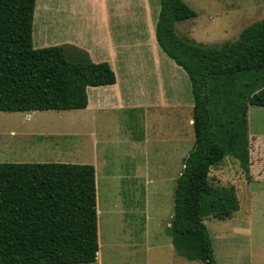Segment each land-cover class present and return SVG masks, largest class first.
<instances>
[{"label": "trees", "instance_id": "trees-1", "mask_svg": "<svg viewBox=\"0 0 264 264\" xmlns=\"http://www.w3.org/2000/svg\"><path fill=\"white\" fill-rule=\"evenodd\" d=\"M36 0H0V113L85 109L86 89L115 83L107 63L70 61L61 47H32ZM159 48L188 76L194 143L183 159L167 234L189 259L217 264L208 216L238 209L232 187H213L226 155L249 167L248 105L264 108V19L217 47L181 39L196 16L183 0H158ZM95 170L89 164L0 163V264H89L98 252Z\"/></svg>", "mask_w": 264, "mask_h": 264}, {"label": "rangeland", "instance_id": "rangeland-1", "mask_svg": "<svg viewBox=\"0 0 264 264\" xmlns=\"http://www.w3.org/2000/svg\"><path fill=\"white\" fill-rule=\"evenodd\" d=\"M68 1L74 11L63 0H36L32 21L34 49L58 46L55 41L66 42L69 38L71 33H57L58 27L65 17L80 14L79 10L84 8L79 5L80 0ZM183 1L196 16L176 23L175 33L183 40L203 46L233 42L245 28L264 19V0ZM107 9L117 12L113 5ZM72 21L88 34L87 21L80 24L76 17ZM137 35L132 30L124 33V37L118 32L114 36L117 56L122 61L127 58L126 50L141 52ZM126 42L127 47H122ZM67 43L60 47L69 59H83L84 55ZM162 56L170 65L174 64L164 53ZM131 57L139 63L144 56ZM179 72L189 86L186 74L181 69ZM168 79L175 85L172 71H168ZM188 94L191 98L190 90ZM181 97L174 111H164V117L158 112L154 121L149 118L146 129L140 125V116L135 111L125 117L77 110L41 111L33 115L0 113V163L93 165L101 264H199L201 261H189L176 254L174 259L166 231L173 215V193L183 168L182 159L194 140L189 101L185 93ZM246 119L250 172L244 173L238 160L229 154L209 174L211 186L234 187L238 205L231 218H205L217 264H264V108L248 105ZM119 123L124 126L125 143L118 138ZM77 130L82 131L78 138ZM128 133L144 135L148 138L147 146L139 150L137 144L128 141ZM92 139L98 143L97 150Z\"/></svg>", "mask_w": 264, "mask_h": 264}, {"label": "crops", "instance_id": "crops-1", "mask_svg": "<svg viewBox=\"0 0 264 264\" xmlns=\"http://www.w3.org/2000/svg\"><path fill=\"white\" fill-rule=\"evenodd\" d=\"M63 2L64 5L70 11H74L73 5L70 4L68 0H63ZM158 4H159L158 0L156 1L155 0H80L79 5H82L84 10H79L80 14H73L72 16L65 17L63 19L61 26L58 27L57 33H62L65 35H69L68 33H71V35L66 40V42H64L63 40H59V41H55L54 43H57L58 47H60L61 45L69 42L67 43L68 45H72V47H75L76 51H79V53L84 55L83 59H87L95 64H98V62L107 63L115 75V83L112 85L100 86V87H88L86 89L87 106L85 109H81L77 111H82L83 113L86 114L87 112L90 111L94 112V114L98 111L101 112L104 111V112H108L109 115L118 113L119 117H125L126 113L135 111L140 116V125H142L145 129L147 128V123L149 122V118L152 121L156 120L153 119L156 118V113L160 112L161 117H164L165 116L164 111L167 110L174 111L175 109L173 108H175V104L178 105L180 104L179 100L180 98L182 99L181 95L183 93H185L187 100L189 101L190 109L192 111L193 100H192V96L190 98L188 94V91L190 90V82H189V86L186 85V80L184 76L179 72L181 68L178 67L175 63L170 65L169 63L171 62H169L167 59L164 58V56H162L164 52L159 48L155 39V26L160 10V8L158 9ZM109 5L115 6L117 12L112 13L111 11H108L107 8H109ZM35 8H36V2H35ZM74 17L78 18V22L80 24L87 21L85 22V24L88 25L87 27V30H89L88 34H84V30L81 29V27H77V25L76 26L74 25L75 22L72 21ZM33 20H34V15H33ZM132 30L138 33L137 40L140 41L141 43L140 46L141 52H138V50H133L132 48L130 50H126L127 58L125 61L124 60L122 61V57L119 58L117 56L116 51L118 45L116 44V40H114L115 38L114 36H116V33L118 32L121 37H124L123 36L124 33L126 32L130 33V31ZM120 42L122 43L123 41ZM121 46L127 47V42ZM134 46H137V44L135 43ZM138 54H141L144 57L142 58L143 59L142 61L139 60V63H136L137 58L134 59L133 57H131V55H138ZM65 56L67 57V59H69L68 55L65 54ZM69 60L72 61L71 59ZM103 60H105L106 62H104ZM124 62H128V63H124ZM117 66H119L120 72L118 71ZM168 71H172V76H173L172 82H175V85L174 83H170L168 79ZM190 95H191V90H190ZM35 112H41V111H35ZM25 114L33 115L34 112H29ZM81 119L84 120L85 118L81 117ZM191 125H192V117H191ZM93 128L95 130L98 129L96 127ZM117 129H118L117 134H118V138L120 139V142L125 143L127 140L124 141L125 135H122V129H124V126L121 123H119ZM125 131H126V127H125ZM80 133H82V131L77 130V138L79 135H81ZM127 138L130 143L137 144L139 146L138 148L139 150H142L144 147H146L148 143L147 141L148 138L145 139L144 135L141 137V136H136L132 133L131 135H129L128 133ZM193 139H194V135H193ZM247 140H248L249 167L247 172L242 170L244 173L250 172V168H251L248 132H247ZM92 143L94 144V147L95 145H98V143L93 139H92ZM95 148L97 150V147ZM93 154H94L93 155L94 158L96 154L95 150H93ZM183 159H182V164H183ZM96 162H98V159L96 160ZM50 163H54V162H50ZM212 168L214 167H211L210 171L212 170ZM143 174L145 175V172H143ZM135 178L137 179L138 176H135ZM139 178L142 179L141 175H139ZM95 180H96V174H95ZM224 188H229V187H224ZM232 188L234 189V187ZM95 191H97L96 182H95ZM96 211H98V209ZM231 215L225 219L231 218ZM210 217L212 216H208L207 218L209 219ZM219 220H223V219H219ZM203 222H205V219L203 220ZM169 225L170 222L168 223L167 227H169ZM97 235H98V231H97ZM171 243L173 248L172 250L173 252H171L173 258L175 257L176 254L177 256L187 259L189 261H195V262L199 261V260L189 259L188 256L180 253L175 247L174 240L171 239ZM96 258L97 259L95 261L97 262V264H101L98 259L99 244H98V252ZM199 264H204V263L201 261Z\"/></svg>", "mask_w": 264, "mask_h": 264}]
</instances>
